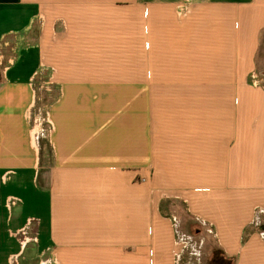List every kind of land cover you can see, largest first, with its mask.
Returning <instances> with one entry per match:
<instances>
[{
	"label": "crops",
	"instance_id": "obj_1",
	"mask_svg": "<svg viewBox=\"0 0 264 264\" xmlns=\"http://www.w3.org/2000/svg\"><path fill=\"white\" fill-rule=\"evenodd\" d=\"M263 33L264 0H0V264H186L179 204L264 264Z\"/></svg>",
	"mask_w": 264,
	"mask_h": 264
},
{
	"label": "rangeland",
	"instance_id": "obj_2",
	"mask_svg": "<svg viewBox=\"0 0 264 264\" xmlns=\"http://www.w3.org/2000/svg\"><path fill=\"white\" fill-rule=\"evenodd\" d=\"M257 71L259 72L257 78V86L262 85L264 87V33L262 35L261 48L257 57ZM45 92V89H44ZM47 92V91H46ZM40 94L39 107L41 108L42 116L45 115V112L49 108V105L52 101V97H47ZM46 125V124H45ZM44 125V126H45ZM45 137L42 152L45 156V164L49 165L51 162V149L48 143V139ZM169 213L171 208L168 209ZM173 210V217H176L175 220H179L178 232L180 236L184 238H189L188 245L193 247L192 249L187 248V253H185L184 263L186 264H219L220 261L214 263L215 257L217 260H220V253L217 251V247L214 243V240L209 233L203 232L201 227L190 220L189 216L186 214L185 209L182 205H177ZM172 214V212H171ZM261 228L264 229V226L261 225ZM205 231V230H204ZM227 264V263H226Z\"/></svg>",
	"mask_w": 264,
	"mask_h": 264
},
{
	"label": "built area",
	"instance_id": "obj_3",
	"mask_svg": "<svg viewBox=\"0 0 264 264\" xmlns=\"http://www.w3.org/2000/svg\"><path fill=\"white\" fill-rule=\"evenodd\" d=\"M252 81L254 83L255 86H257V77H253L252 78ZM18 204V201L15 200V199H10L9 203H8V207L9 208H12V207H15L16 205Z\"/></svg>",
	"mask_w": 264,
	"mask_h": 264
},
{
	"label": "trees",
	"instance_id": "obj_4",
	"mask_svg": "<svg viewBox=\"0 0 264 264\" xmlns=\"http://www.w3.org/2000/svg\"><path fill=\"white\" fill-rule=\"evenodd\" d=\"M220 258H221L220 260H217V258L215 257L214 263H216L217 261H220L219 264H226V263L232 264L231 262L224 260L222 257H220Z\"/></svg>",
	"mask_w": 264,
	"mask_h": 264
}]
</instances>
